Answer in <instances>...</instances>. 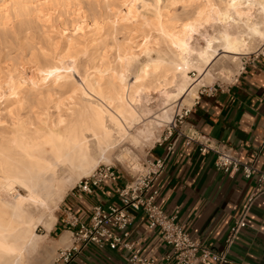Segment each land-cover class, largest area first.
Wrapping results in <instances>:
<instances>
[{
    "label": "bare ground",
    "instance_id": "obj_1",
    "mask_svg": "<svg viewBox=\"0 0 264 264\" xmlns=\"http://www.w3.org/2000/svg\"><path fill=\"white\" fill-rule=\"evenodd\" d=\"M78 2L86 4L88 0H0V47H6L10 41L16 39L21 47L27 49L26 52L31 51L30 57L37 62L33 76H30L25 67H21L20 64L16 66L13 64L5 75L0 73V89H2L0 97H3L0 100V151L5 154L4 167L0 169V223H13V229L6 230L5 235L0 236V241H3L5 248L11 249V253L0 250V264H33V262L36 264L35 260L42 250L40 247L44 241L37 230L44 228L47 232L46 236L49 235L55 223L53 210L58 208L74 182L90 175L100 161L109 162L112 154L119 151L128 141L122 138L123 133L133 136L136 132L152 129H148L151 124H157V126L166 124L163 122V116L171 111L170 109L156 116L152 106L143 105L142 102L160 87L170 86L178 89L188 75L178 70L181 65L177 62L175 67L167 66L154 79L141 81L139 84L136 83L135 77L133 83H129L126 77L125 83L121 84L118 74L112 76L111 73H107L102 76L101 71L97 69L106 72L109 66L114 70L118 67L117 51L120 49H126L128 55H140L143 49L139 45L143 41L137 43L136 40L137 34L144 30L137 29L135 24L124 23L127 9L125 11L121 9L125 3L131 4L133 0H108L116 11L113 10L112 13L107 11L105 14L101 13L102 10L98 14L97 10L92 13L87 8L81 9L76 6ZM102 2L103 0H100V3ZM213 2L223 4L227 3V0H213ZM54 3L59 4L60 7H49ZM67 4H71L72 7H66ZM103 9L107 10V8ZM137 11L138 9H133L134 14ZM85 13H88L87 18ZM49 15L58 22L59 31L55 32L58 37L53 36L52 31L45 32L46 28H49L48 30L54 28L50 24L48 27ZM93 15L101 21L104 17L110 16L113 23L118 15L121 24L116 29L106 28L101 35L93 26L96 22ZM68 16H73V19L70 20ZM74 24L83 28V31L75 36L72 35ZM7 32L18 36L12 39ZM65 32L68 33L67 36L64 35ZM229 35L234 34L230 32ZM49 38L59 42V52L49 47ZM217 38L221 37L218 35ZM129 40L132 41L131 44L128 43ZM69 41L72 45L70 51ZM150 43L154 44V41ZM36 47L39 49L33 51ZM114 47L117 49L116 57L110 62L105 61L106 50L110 48L113 51ZM41 48L55 52V55L46 58L40 51ZM151 50V48L148 49V51ZM193 52L195 53V49ZM250 54L253 53L247 55ZM84 57L87 58L86 65L81 73L78 71V62ZM61 59L63 62L58 63ZM96 60L98 63L93 67L94 71L90 73V61L94 63ZM101 60L104 61L103 64H100ZM195 60H198V56L193 55L190 61ZM68 61L72 64L67 63ZM56 67H76L88 81L87 84L83 81L79 84L76 80L74 84L71 81L68 82L73 91L77 88L79 91L72 101L61 105L59 112L57 105H60L61 100L65 98L67 88L50 90L42 85L40 89L33 90L31 86L33 79L38 81L41 79L42 71ZM61 75L68 76L71 73H61ZM148 88L152 90L149 92ZM83 91L89 92L90 100L81 95ZM197 91L194 96L188 98V103L198 96ZM174 95L173 91L166 93L167 98ZM69 106L70 112L67 110ZM44 113H47V119L45 124H41L35 117L37 114ZM61 115L65 120L63 125L59 123ZM153 115L156 118H153ZM13 123L18 126L13 127ZM33 124L35 128L31 127ZM37 128L45 134L51 133L56 137H63V143L56 140L55 151L66 157L67 163L53 164L51 168H48L47 164L40 162L45 160L51 163L55 160L54 148L51 145L44 147L43 152L35 153L36 159L30 161L11 143L12 138L19 142L24 136L34 137ZM118 153L117 156L125 151ZM8 158L12 163L8 162ZM90 166L92 167L90 173L80 174L81 170H87ZM29 188H32L35 194L29 193ZM30 196L31 199H29ZM21 197L24 198L22 203ZM18 203L22 214L15 213L16 219L13 220ZM49 209L52 211L47 216L46 212L47 210L49 212ZM68 238V234H65L60 243L66 244Z\"/></svg>",
    "mask_w": 264,
    "mask_h": 264
},
{
    "label": "snow or ice",
    "instance_id": "obj_2",
    "mask_svg": "<svg viewBox=\"0 0 264 264\" xmlns=\"http://www.w3.org/2000/svg\"><path fill=\"white\" fill-rule=\"evenodd\" d=\"M66 7H72L71 4L65 5ZM77 7L84 9L87 8L91 10L92 13H95L96 8H107L109 13L113 12L112 6L108 3V0H103L100 3V0H88L86 4L77 3ZM35 7V5H33ZM49 7H60L59 4H51ZM123 8L127 9L125 14L124 23L128 25H133L137 29H143V43L139 45L143 51L140 55H128L126 49H117L114 47L113 51H117L119 59L117 61L118 67L113 69L109 66L107 71L97 69L101 71V75H106L111 73L112 76H117L121 84L125 83V78L129 76L135 77L136 83L139 84L141 81H149L154 79L157 74H160L162 70L167 66L175 67L177 62L181 65L178 69L182 74L188 73L185 77L183 83L179 86L178 89H174L175 95L169 96L168 101H175L177 99H183L184 105H174L175 108L181 109L179 115L175 118L171 111H168L163 116V122H166L169 130H172L174 125H182V127H175L174 131L178 133L177 139H181L185 136V132L188 130L190 125L183 121V107L188 106V98L194 96L195 92L199 90L201 86L214 84L217 81L221 83L224 82V73L220 72L221 67L230 66L231 63L235 60L237 61L234 71L241 70L239 60H243L245 56L249 53H254L259 55L261 52H264V0H227V3L216 4L213 0H133L131 4L125 3ZM133 9H138L135 14ZM259 13V15H255ZM43 16V13H41ZM88 13H85V18H87ZM93 19L96 21L94 23V28L99 34H103L106 28L116 29L120 24V17L117 15L115 22L111 17H104L103 20H99L93 15ZM47 23L52 24V16L47 17ZM222 26V28H218ZM74 31L72 35L75 36L77 33L83 31L82 26L73 25ZM48 29H45L47 32ZM55 32V28L52 29ZM213 35H209V33ZM234 35H229V33ZM217 34L221 38H217ZM65 36L68 35L67 32L64 33ZM154 41L153 43H150ZM129 44L132 41H128ZM191 45V47H190ZM206 45V46H202ZM71 41H69L68 47L69 51L71 50ZM49 47L55 49V52L60 51V44L57 41H52L49 38ZM151 48V51L148 49ZM195 49V53L193 52ZM40 51L44 56L50 57L55 55V52L45 51L43 48ZM153 52L155 53V58H153ZM35 55V53H33ZM107 55V53H105ZM196 55L198 60L190 61V58ZM140 56L146 57V60H141ZM63 59L59 60L58 63H62ZM104 61L101 60L100 64H103ZM75 64V61H73ZM61 73H71L68 76H62ZM259 75L264 76V66H261ZM41 79L38 81L33 79L31 86L33 90L40 89L41 86L48 87L50 90L52 88L64 89L67 88V94L65 98L61 100V104L57 105V111H60L61 105L66 104L67 101H72L73 98L77 95L79 89L76 91L72 90V87L68 84L71 81L73 84L78 78L83 81L84 84H87L86 76L79 73L76 67H56L48 71H42L40 73ZM229 82H234L232 77H228ZM151 88H148L147 91H151ZM2 91V89H0ZM159 91V89H157ZM139 93H137L138 95ZM87 100H90L88 91H83L81 93ZM3 97H0L2 100ZM86 100V102H87ZM135 103V101H133ZM221 107V106H218ZM67 110L70 112L71 107L69 106ZM221 111H226L221 107ZM35 112V109H33ZM261 112L264 113V107L261 108ZM195 116V114H193ZM247 115V113H246ZM251 119V117H249ZM36 120L40 121L41 124H45L47 119V113L43 115L37 114L35 117ZM195 119L198 121L194 127L198 130L203 129L204 120L195 116ZM219 119H224L223 116ZM60 125L65 123L63 116L59 120ZM17 127L15 123L12 125ZM164 124H162V127ZM35 128V124L31 125ZM260 127L264 128V121H261ZM195 135V133L193 134ZM157 136L163 138L164 133L161 131L160 127L154 126L151 130H144L136 132L133 136H127L126 133L122 134V138H126L129 141L130 146L132 147L131 152H125L119 156H113L112 160L117 161V167L123 173L125 180H128L130 176L136 177V185L131 184L129 181V187H135L142 184L144 181L142 177L148 175L152 170L159 171V167L149 162L148 167L145 169L140 166L141 161L150 160L148 155V149L156 142ZM235 139V137L231 138ZM59 140L63 143V137H56L54 134H45L41 132L38 128L35 131L34 137L30 138L27 136L22 137L21 141H17L15 138L11 139V143L17 148V150L23 153L24 157L27 160H35V153L43 152L44 147L49 145L54 148L55 160L51 163L45 160H41V163L47 164L48 168H51L53 164L67 163L68 160L61 153L55 151V142ZM78 142V138H77ZM197 142L199 145L207 152L212 155H215L217 152L224 153L223 145L217 147L215 140H210L205 135H200L197 137ZM264 149V144L259 145ZM243 149H241V152ZM47 155V153H44ZM251 156V152L248 153ZM239 153L236 154V157H233L231 153H225L222 159L218 162L221 168L224 165H229L228 168L224 170V176L221 180V183L225 184L227 188L228 176L227 172L231 170V163H239ZM5 154L0 151V169L4 167ZM8 162L12 163L11 159L8 158ZM262 170H264V157L261 158ZM244 167V165H241ZM92 171L90 166L87 170H81V175H87ZM188 171L187 167L184 169V174ZM115 174L113 173L112 177H109V185L114 178ZM195 173L187 176V180L190 183L193 180ZM219 173L216 171H210L207 177L206 186H213ZM98 181H102V177H97ZM184 179L182 174L181 180ZM101 183L98 182L94 188L89 189V193L94 200L95 194L100 191ZM11 191V187H9ZM29 193L35 194L32 188L28 189ZM151 192H149V195ZM142 195V193H141ZM187 195L191 196L192 192L189 189ZM32 197L30 196L29 199ZM24 198L21 197V203ZM39 202V201H36ZM159 203V201H157ZM217 203L221 207H224L228 204V201L225 199L223 202L217 200ZM116 208L126 207L122 201H118L115 205ZM15 213L22 214L20 204L16 205L14 210L13 220L16 219ZM156 210H153V216L156 217ZM109 223L105 225L108 228H111V225L115 223L111 217L106 218ZM243 219L245 224H248L246 218L237 217L238 228L236 231H239L240 234L245 239H251V234L248 233L240 225V221ZM163 220V217H161ZM99 221V213H97V221ZM264 222V218H262ZM91 227V225H89ZM171 226L169 225V228ZM13 229V223L8 222L7 224L0 223V236L5 235V231H11ZM118 236H122V232L115 233ZM98 235L96 230H93L87 237H85V246L88 240L95 239ZM101 241H108V233L106 232L103 236L100 237ZM244 241H237L238 244H243ZM98 250L103 252V255H108L105 250V245L97 242ZM112 249L115 250L116 245H111ZM123 243L120 244V248L123 249ZM0 250L7 251L11 253V249L5 248L3 241H0ZM119 254H113L110 260H104L96 257L88 258L85 261V264H136V261L131 259L132 253L125 252V259L118 258ZM242 264H247V261H242ZM264 264V261H262Z\"/></svg>",
    "mask_w": 264,
    "mask_h": 264
},
{
    "label": "crops",
    "instance_id": "obj_3",
    "mask_svg": "<svg viewBox=\"0 0 264 264\" xmlns=\"http://www.w3.org/2000/svg\"><path fill=\"white\" fill-rule=\"evenodd\" d=\"M261 66H264V52L259 55L252 54L245 58L241 70L236 75L234 82L222 86L217 92L209 91L198 94L193 104L188 109L189 113L184 119L190 127L185 135H193L197 138L205 135L210 140H215L217 145H225L231 148L235 154L239 153V159L245 163H252L256 154L260 152L258 166L262 169L261 158L264 157V149L259 145L264 144V128L260 127L264 121V76L259 75ZM221 106L226 111H221ZM247 113V115H246ZM204 120L202 130L194 125L198 123L195 116ZM223 116L224 119H219ZM251 117V119L249 118ZM182 127V126H180ZM235 137V139H231ZM241 149L243 151L241 152ZM251 152V156L248 153ZM151 161L166 158V171L158 183L160 195L158 205L169 215H175L184 230L195 240L201 242L204 247H209L216 252L225 249V240L229 233L234 218L241 213L245 198L249 193L252 183L246 181L241 174L234 178L228 177L227 188L221 183L224 173L216 170L215 156L203 154L198 145L186 146L185 138L177 139V133L165 136L154 144L148 151ZM188 171L184 174V169ZM210 171L219 173L213 186H206ZM195 173L189 183L187 176ZM182 174L184 179L181 180ZM131 181V176L125 180L123 173L115 187L100 188L92 196L79 198L72 192L68 193L55 210V223L49 233L56 243L61 245L58 250L70 245L73 231L66 224L68 212H73L82 223H87L92 214V208L100 203L107 207L117 203L114 193L117 187H123ZM191 189L192 195H187ZM228 204L221 207L217 200ZM133 221L129 230L132 239H140L145 252L154 258H160L166 247L160 241L156 231H148L149 221L142 211H132ZM264 196L259 198L251 207L247 220L249 226L245 229L251 234V239H245L241 234L231 248L229 254L230 263L262 264L264 261ZM65 234L69 236L66 244L60 241ZM108 255L98 250L96 246H89L71 264H85L88 258L96 257L110 260L113 254H119L118 258L125 259V251L116 250L106 246Z\"/></svg>",
    "mask_w": 264,
    "mask_h": 264
},
{
    "label": "built area",
    "instance_id": "obj_4",
    "mask_svg": "<svg viewBox=\"0 0 264 264\" xmlns=\"http://www.w3.org/2000/svg\"><path fill=\"white\" fill-rule=\"evenodd\" d=\"M222 86H214L209 90H203L200 94L207 91L213 94ZM189 110L185 109L183 112V121L188 115ZM179 115V114H178ZM176 115V116H178ZM175 116V117H176ZM174 117V118H175ZM182 125L172 126V130H167V134L174 135L175 127ZM178 137V133H177ZM186 146L198 145L199 150L203 154H208L197 142V138L194 135H185ZM220 145H217L219 147ZM224 153L217 152L215 156V168L216 170L223 172L229 165H224L221 168L218 162L222 159L225 153H231L233 157L236 154L231 148L223 145ZM260 156V152L256 154V158L252 163H245L240 160L239 163H231V170L227 172V176L234 178L236 175L241 174L246 181L252 183V186L247 194L242 211L238 214L230 227L229 233L225 240V249L221 252H216L209 247H204L200 241L193 239L179 223L175 215L167 214L157 203L160 191L158 183L166 171V158H160L155 161L147 160L143 161L141 167L147 168L148 163L151 162L159 167V171L152 170L147 176L142 177L143 183L129 187V182L123 187H117L114 189V193L118 201H122L126 207L116 208L117 203L111 204L107 207L98 203L92 208L91 218L87 223L80 222L79 218L73 213L68 212L66 224L69 229L73 231L71 236V243L68 247L58 250V256L52 264H71L81 255L89 246H97V242L104 244L112 249L111 245L115 244L116 249L120 248V244L123 243L122 250L125 252H131V259L136 261V264H228L230 263L229 254L231 248L239 239L240 232L236 231L238 228L237 217H248L249 211L253 204L262 196H264V170H262L257 162ZM244 165V167H241ZM115 174L109 185V177ZM120 170L112 165L98 166L89 176L81 178L73 187L72 193L78 196L80 199L84 196H91L89 193L90 188H94L95 185L100 182L101 188L115 187L120 179ZM97 177H102V181H98ZM136 177L131 176V184L136 185ZM149 192L151 194L149 195ZM142 193V195H141ZM153 210H156V217L153 216ZM132 211H142L149 221L148 231H156L160 237V241L166 247L164 254L160 258H154L149 256L144 248L140 239H132L129 227L132 224L133 216ZM97 213H99V221H97ZM111 217L115 221L111 225V228L106 227L109 221L106 219ZM163 217V220H161ZM91 225V227H89ZM169 225L171 226L169 228ZM240 225L245 230L249 224H245L243 219L240 221ZM93 230L98 232L95 239L88 240L85 246V237H87ZM108 233V241H101L100 237L105 233ZM122 232V236H118L115 233Z\"/></svg>",
    "mask_w": 264,
    "mask_h": 264
},
{
    "label": "rangeland",
    "instance_id": "obj_5",
    "mask_svg": "<svg viewBox=\"0 0 264 264\" xmlns=\"http://www.w3.org/2000/svg\"><path fill=\"white\" fill-rule=\"evenodd\" d=\"M96 10H97V13L99 14V11L100 10H102L103 12H101L102 14H105V13H107V11L108 10H105L104 11V9L102 8H96ZM113 10H115V9H113ZM122 11H125V8H123V9H121ZM116 11V10H115ZM114 11V12H115ZM100 13V14H101ZM69 18H70V20H72L73 19V16H68ZM67 17V18H68ZM75 17V16H74ZM62 19H64V18H62ZM49 25V24H48ZM51 26H53L54 28H55V32H57L58 33V31H59V29L57 28L58 27V22H57V20H55V19H53V23L52 24H50ZM50 25L48 26V27H50ZM33 27H35V26H33ZM17 28H18V26H17ZM16 28V29H17ZM49 29V28H48ZM51 29V28H50ZM38 31V30H37ZM36 31V32H37ZM51 32L52 31V29L51 30H48V32ZM53 32V31H52ZM54 32V34H52L53 36L54 35H56L57 33H55ZM144 32V31H143ZM143 32H140L139 34H137V40H136V42L137 43H141L142 41H143V37H144V35H143ZM7 34H9V37L10 38H12V39H14L15 38V36H18L17 34H13V33H11V32H7ZM209 35H213V33H209ZM217 36H218V34H217ZM56 37H58L57 35H56ZM120 38H122V36H120ZM203 46V45H202ZM37 49H39V47H36V48H33V51H37ZM112 49H110V48H108L107 50H106V52H107V55H105V61H108V62H110V61H112V60H114V58L116 57V53H115V51H111ZM27 51V49H24L23 47H21L20 46V43H18L17 42V40L16 39H14L13 41H10V43L9 44H7L6 45V47H0V73H2V74H7V71H8V69L10 68V67H12L13 66V64H15V66H16V64L17 65H19L20 64V66L22 67H25V69H26V72L30 75V76H33L34 74V66L36 65V61L35 60H33L31 57H30V53H31V51L29 50V53L28 52H26ZM254 54V53H253ZM252 54H250V55H247V56H245V58H248V57H250ZM141 58V60H146V57H144V56H141L140 57ZM153 58H155V53H153ZM245 58L243 59V60H239L238 62H239V64H240V66L242 67V63L244 62V60H245ZM86 57H84V59L83 58H81L80 59V62H78L79 64H78V66H79V68H78V71H81V73H83V71H84V68H85V66L84 65H86L85 63H86ZM83 61H85V62H83ZM70 61H68L67 63H69ZM83 63V64H82ZM98 63V60H96L94 63L93 62H91L90 61V73H92L93 71H94V69H93V67L96 65ZM236 63H237V61H233L232 63H231V65L230 66H225V67H221L220 68V72H222V73H224V82L223 83H221L220 81H217L216 83H214V84H210V85H204V86H201L200 88H199V90L197 91V95L198 94H200V92H202L203 90H209V88H213L214 86H218V85H220V86H225V85H227V84H230L231 82H229L228 81V77L229 76H231L232 77V80L234 81V79H235V77H236V75L238 74V72L240 71H234V69H235V67H236ZM70 64H72L71 62H70ZM69 64V65H70ZM72 66V65H71ZM76 81L79 83V84H81L82 83V81L80 80V79H76ZM128 81H129V83H133L134 82V77L133 76H129L128 77ZM162 88V89H161ZM159 89V91H157V90H155L154 92H152V94H151V96L146 100H144L142 103H143V105H147V106H152L151 108H152V111H153V113H155L156 114V116L157 115H159V114H161V113H163V112H165L166 110H171V112H172V114H173V118L176 116V115H178L179 114V112L181 111V109H178V108H175L174 107V105H184V100L181 98V99H177V100H175V101H168V99H167V97H166V93L168 92V91H173V92H175L174 91V87H170V86H168V87H160V88H158ZM166 92V93H165ZM196 98V97H195ZM195 98L192 100V102H189L188 103V106H184L183 107V112H184V110L185 109H189L190 107H191V105L193 104V102H194V100H195ZM154 116V115H153ZM153 118H156L155 116L153 117ZM151 125H153V127L156 125L157 126V124H151ZM151 125H149L148 126V129L149 128H153V127H151ZM157 127H160L161 128V131L164 133V136H165V134L167 133V130H168V127H167V125L166 124H164V126L162 127V125H158ZM151 130V129H150ZM163 136V137H164ZM162 138L160 137V136H157V138H156V142L154 143V144H156L159 140H161ZM153 144V145H154ZM152 145V146H153ZM151 146V147H152ZM150 147V148H151ZM150 148L148 149V151L150 150ZM121 149H124V150H121ZM121 149L119 150V151H116V152H114L113 154H112V157L113 156H117V154H119L118 152H122V151H125V152H131L132 151V147L130 146V144H129V141H127L123 146H121ZM128 150V151H127ZM112 157H111V159L109 160V162H107V161H100V163H99V165L98 166H101V165H112V166H115L117 169H119L118 167H117V161L116 160H112ZM142 162L143 161H141L140 162V166H141V164H142ZM97 166V167H98ZM96 167V168H97ZM95 170V169H94ZM121 172V171H120ZM89 176V175H88ZM86 177V176H85ZM83 178V177H82ZM80 179H78L77 181H75L74 182V185L72 186V188H70L69 189V191H68V193H70V192H72V189H73V187L75 186V184L79 181ZM58 209V208H57ZM56 210V209H55ZM55 210H53L54 211V215L56 216V212H55ZM51 211L52 210H50L49 209V212H48V210H47V212H46V215L47 216H49V213H51ZM57 211V210H56ZM37 233L40 235V236H42L44 239V241H43V244L41 245L42 247H40V249H42L41 250V252L37 255L38 257H37V259L35 260V263L36 264H52L55 260H56V258H57V256H58V248L61 246V245H59V244H57L56 243V240L54 239V238H50L49 236H46L47 234V232H46V230L44 229V228H39L38 230H37ZM41 256V257H40ZM41 259V261H39ZM38 260V261H37ZM38 262V263H37ZM33 264H34V262H33Z\"/></svg>",
    "mask_w": 264,
    "mask_h": 264
}]
</instances>
